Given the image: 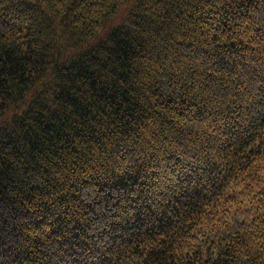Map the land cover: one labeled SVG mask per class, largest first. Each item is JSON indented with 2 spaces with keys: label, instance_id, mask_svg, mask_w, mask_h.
Segmentation results:
<instances>
[{
  "label": "trees",
  "instance_id": "trees-1",
  "mask_svg": "<svg viewBox=\"0 0 264 264\" xmlns=\"http://www.w3.org/2000/svg\"><path fill=\"white\" fill-rule=\"evenodd\" d=\"M0 264H264V0H0Z\"/></svg>",
  "mask_w": 264,
  "mask_h": 264
}]
</instances>
